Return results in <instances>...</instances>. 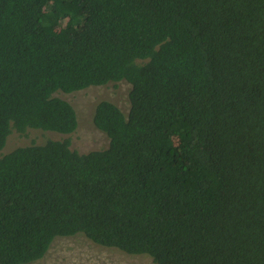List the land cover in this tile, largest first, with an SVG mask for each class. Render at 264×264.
Instances as JSON below:
<instances>
[{
  "label": "trees",
  "instance_id": "trees-1",
  "mask_svg": "<svg viewBox=\"0 0 264 264\" xmlns=\"http://www.w3.org/2000/svg\"><path fill=\"white\" fill-rule=\"evenodd\" d=\"M119 82L127 112L92 115L106 148L0 154V264L77 235L153 264H264V0H0V152L75 131L56 93Z\"/></svg>",
  "mask_w": 264,
  "mask_h": 264
},
{
  "label": "rangeland",
  "instance_id": "rangeland-1",
  "mask_svg": "<svg viewBox=\"0 0 264 264\" xmlns=\"http://www.w3.org/2000/svg\"><path fill=\"white\" fill-rule=\"evenodd\" d=\"M130 85L125 82L91 87L71 94L56 93L54 96L68 102L76 114L77 127L68 136L57 133H41L29 130L26 137L12 133L1 153H6L18 146L31 142L43 143L47 138L61 140L70 138V148L79 153L104 149L108 138L97 130L92 123L94 108L99 101H109L126 113ZM30 264H153L147 256H129L112 248H104L87 240L81 235L57 238L50 245L47 253L38 261Z\"/></svg>",
  "mask_w": 264,
  "mask_h": 264
}]
</instances>
